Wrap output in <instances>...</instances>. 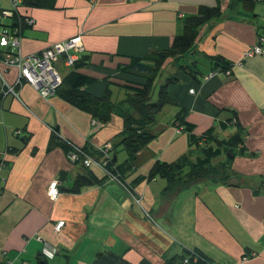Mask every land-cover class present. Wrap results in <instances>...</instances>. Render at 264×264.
<instances>
[{"label": "crops", "instance_id": "0c3cea01", "mask_svg": "<svg viewBox=\"0 0 264 264\" xmlns=\"http://www.w3.org/2000/svg\"><path fill=\"white\" fill-rule=\"evenodd\" d=\"M199 6L220 8L200 25L195 49L185 58L196 60L199 81L176 72L171 62L163 64L160 81L173 72L180 77L167 89L174 103L166 105L175 108L165 118L159 113L166 105L156 114L153 128L162 130L136 153L122 180L107 177L72 190L85 168L69 160L56 137L92 150L111 145L120 117L93 125L85 110L57 94L41 98L27 83L18 87L19 98L10 93L0 98V264H184L187 250L217 264H264V51L243 55L264 36V0H54L51 7L27 9L34 22L20 30L21 49L39 52L81 33L77 57L87 54L88 62L80 71L97 78L88 91L101 96L107 87L123 89L119 83L132 79L121 64L168 47L183 18ZM215 55L231 63L229 74L215 66ZM4 76L13 82L16 70ZM181 107L195 134L211 127L218 138L241 133L237 148L243 149L230 157L229 183L197 181L167 191L165 178L135 179L156 160L200 155L172 124ZM232 112L237 125L220 128ZM120 157L125 154L117 153ZM53 179L59 182L55 200L47 195ZM58 220L64 224L55 232ZM38 236L57 249L52 258L40 255Z\"/></svg>", "mask_w": 264, "mask_h": 264}, {"label": "trees", "instance_id": "16d2710c", "mask_svg": "<svg viewBox=\"0 0 264 264\" xmlns=\"http://www.w3.org/2000/svg\"><path fill=\"white\" fill-rule=\"evenodd\" d=\"M54 0H23L24 11L20 15V29L29 26L25 23L24 17L28 15L27 9L30 7H51ZM220 14L219 6H199L194 14L188 15L182 20V28L178 34H175L171 44L163 49L150 50L143 57L130 58L127 63L121 64L119 69L125 74L132 75V79H125L119 85L124 89L125 97L122 100L112 102L110 100L111 91L107 87L101 96H94L88 91L90 84L97 78L87 75L80 71L88 62V55L82 54L72 61L70 65H65L66 54L61 53L58 56L56 64H59L60 70H57L61 76V82L56 89V94L68 103L88 112L90 116L100 125L109 121L112 115H118L121 118V129L116 133V140L109 152L113 151L109 157L108 169L122 180L131 169V163L136 153L153 139L161 130L153 128V122L156 114L164 105L174 103L173 98L168 93V86L176 84L180 77L176 72L189 75L196 81H199L200 71L197 68L196 60L185 61L189 54L195 49V40L199 27L207 19L217 17ZM10 23L14 25L16 19H0V24ZM2 50L0 49V53ZM215 66L221 70L229 68L231 64L223 60L219 55L211 56ZM171 62L175 65L176 72L168 74L160 81L162 76L163 64ZM106 79V78H105ZM157 85L156 98H153L155 86ZM187 111L180 108L175 114L172 124H175L180 131L185 132L189 137L191 145L196 144L200 155L192 160L189 154H185L176 160L166 162L156 160L145 175H138L135 179H152L155 176L165 178L167 184L165 190H179L186 185L197 181H221L229 183L232 180L233 170L230 168V156L235 154L236 150L242 151V146L237 145L242 142L239 130L234 131L226 138H218L214 135L213 127L200 134L193 132V125L186 120ZM227 123L237 125L235 112L229 119L218 123L220 128H224ZM56 136V130L53 129ZM57 140L69 150V144L61 139L57 133ZM105 143V142H104ZM202 143V145H199ZM88 154L99 157L101 153L80 146ZM118 147L125 152V158L121 161L117 158ZM226 154L217 164L212 163V159ZM75 162H80L76 160ZM0 163L2 160L0 159ZM83 174H78L75 178L72 190H77L83 183H99L108 177L107 174L97 175L94 169L85 167ZM236 184V183H232ZM184 264H217L196 250H187L182 256Z\"/></svg>", "mask_w": 264, "mask_h": 264}, {"label": "built area", "instance_id": "2783aa9c", "mask_svg": "<svg viewBox=\"0 0 264 264\" xmlns=\"http://www.w3.org/2000/svg\"><path fill=\"white\" fill-rule=\"evenodd\" d=\"M90 3L95 0H87ZM10 8L5 9L0 6V19L14 18L16 23L11 25L10 23L0 24V98L10 93L15 98H19L18 87L23 83H27L34 87L38 95L41 98H47L56 94V89L61 82V76L56 67L58 56L61 53L66 54L64 60L65 65H70L73 60L77 58V53L83 50L81 33H77L67 39L59 42H55L49 45L39 52H33L25 54L21 49V34H20V15L24 11L23 0H9ZM24 21L27 25H32L34 19L30 15L24 17ZM264 51V36L260 35L258 44L253 45L251 48L243 52L244 56L252 54H261ZM237 64H240L239 62ZM14 68L16 70V76L13 82H9L4 76L5 72ZM226 74H229V69L223 70ZM189 92H193V88L189 89ZM97 122L92 121L95 125ZM178 130H180L178 128ZM69 144L68 158L72 162L80 160L81 164L85 167L100 169L103 173L107 174L111 179L119 180V178L112 174L108 169L109 163V148L111 147L109 142H105L97 147V150L101 153L99 157L88 154L87 151L81 149L79 145L74 144L68 140H65ZM59 182L57 179H53L47 186V195L50 199L55 200L59 194L58 188ZM140 198H136L139 202ZM64 224L63 220H58L53 230L58 232ZM38 239L42 241L40 255L46 258H52L57 249L48 245L44 240L38 236ZM247 256H243L246 259Z\"/></svg>", "mask_w": 264, "mask_h": 264}, {"label": "rangeland", "instance_id": "374dc122", "mask_svg": "<svg viewBox=\"0 0 264 264\" xmlns=\"http://www.w3.org/2000/svg\"><path fill=\"white\" fill-rule=\"evenodd\" d=\"M0 6L3 7V8H5V9H9V8H10V2H9V0H0ZM6 19H9V18H6ZM56 66H57L58 69L60 70L59 64H56ZM60 71H61V70H60ZM156 91H157V85L155 86L154 93H153V98H152V99H155V98H156ZM124 97H125V92H124V90L119 88V89L114 90V91L111 93V95H110V100H111L112 102H115V101L122 100ZM173 108H175L174 105H166V106L162 109L161 113H159V114L163 115L164 118H165V117H168L169 114L171 113V111L173 110ZM117 116H118V115H117ZM118 119H119V116H118ZM119 120H120V119H119ZM98 127H99V125H97V126L94 127V128L97 129ZM95 129H94V130H95ZM227 133H229L228 130H226V131H224L223 133H221V136H225V134H227ZM117 153L120 154V156H121L122 154H125L124 151H123V150H120L119 147H118V152H117ZM222 157H223V158H226V157H228V156H227L226 154H223ZM118 159H121V157L118 158Z\"/></svg>", "mask_w": 264, "mask_h": 264}, {"label": "water", "instance_id": "95a60500", "mask_svg": "<svg viewBox=\"0 0 264 264\" xmlns=\"http://www.w3.org/2000/svg\"><path fill=\"white\" fill-rule=\"evenodd\" d=\"M230 157L232 156V155H229Z\"/></svg>", "mask_w": 264, "mask_h": 264}]
</instances>
